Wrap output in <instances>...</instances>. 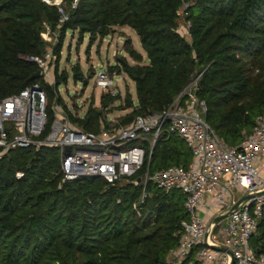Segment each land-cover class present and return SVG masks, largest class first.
Wrapping results in <instances>:
<instances>
[{"label": "trees", "instance_id": "obj_1", "mask_svg": "<svg viewBox=\"0 0 264 264\" xmlns=\"http://www.w3.org/2000/svg\"><path fill=\"white\" fill-rule=\"evenodd\" d=\"M188 36L179 31L180 13ZM58 7L43 0H0V100L41 84L48 97L46 133L53 120V93L28 56H43L41 34L58 31L52 49L60 60L66 32L78 31L91 42L105 39L115 27H129L145 53L130 40L125 58L108 72L127 76L135 85L136 104L118 120L168 107L197 75L198 97L207 107L205 120L227 147L249 135L264 113V0H79L60 24ZM75 81L83 74L73 71ZM120 96L103 95L100 108L84 119L68 118L83 130L98 132L106 111ZM192 153L175 135H164L150 160L128 182L108 184L101 178L64 181L57 149H15L0 158V264H162L188 220L185 196L154 184H134L146 172L187 168ZM263 244L264 218L257 239Z\"/></svg>", "mask_w": 264, "mask_h": 264}, {"label": "built area", "instance_id": "obj_2", "mask_svg": "<svg viewBox=\"0 0 264 264\" xmlns=\"http://www.w3.org/2000/svg\"><path fill=\"white\" fill-rule=\"evenodd\" d=\"M43 1L58 7L60 24L68 20L59 3ZM78 1L73 0L71 9ZM25 59L35 63L46 79L54 54L48 46L43 56ZM115 76L107 69L96 71L95 86L103 95H121ZM200 76L160 113L136 115L119 127L106 120L96 133L73 123L57 102L46 133L48 97L41 84L34 83L0 100V158L15 149H57L64 181L93 177L113 185L136 176L156 143L164 135H175L192 153L189 166L146 172L143 179L133 181L144 186L141 200L148 183L185 196L188 220L181 223L179 240L162 264H264L263 244L253 243L264 218V113L238 146H225L205 120L206 103L197 94Z\"/></svg>", "mask_w": 264, "mask_h": 264}, {"label": "rangeland", "instance_id": "obj_3", "mask_svg": "<svg viewBox=\"0 0 264 264\" xmlns=\"http://www.w3.org/2000/svg\"><path fill=\"white\" fill-rule=\"evenodd\" d=\"M73 0H49L50 4H60V8L68 14L71 9ZM179 31L186 37L188 36V24L182 18L180 13ZM43 35V36H42ZM42 40L52 49L58 44L60 33L51 31L46 27L41 34ZM126 40H130L135 51L142 54L145 53L140 45L139 39L135 32L129 27H115L112 33L105 39H96L91 42L87 35L81 37L78 31L66 32L60 52V60L54 55V60L50 64L47 71L46 79L40 77L53 93V101L51 107L57 102L64 110L78 118L85 117L87 111L92 108H100L102 90L95 86L94 75L100 69H107L115 66L117 61L125 58L131 65L134 62L124 52L123 46ZM77 70L83 74V80L75 81L73 79V71ZM116 74L115 82L120 89V100L116 101L106 111V120L111 127H119L124 124L118 119L126 116L131 109L122 111L124 99L127 94L131 96V100L136 104V94L134 83L125 75ZM236 197L239 195L235 193Z\"/></svg>", "mask_w": 264, "mask_h": 264}, {"label": "water", "instance_id": "obj_4", "mask_svg": "<svg viewBox=\"0 0 264 264\" xmlns=\"http://www.w3.org/2000/svg\"><path fill=\"white\" fill-rule=\"evenodd\" d=\"M39 77H40V72L37 71V72L32 76V79H38ZM138 181H140V179H139ZM231 264H234V261H232Z\"/></svg>", "mask_w": 264, "mask_h": 264}, {"label": "crops", "instance_id": "obj_5", "mask_svg": "<svg viewBox=\"0 0 264 264\" xmlns=\"http://www.w3.org/2000/svg\"><path fill=\"white\" fill-rule=\"evenodd\" d=\"M262 166H263V173H264V159L261 161Z\"/></svg>", "mask_w": 264, "mask_h": 264}]
</instances>
